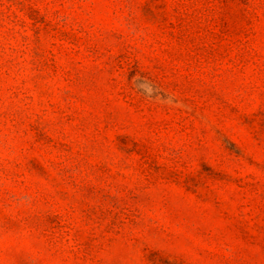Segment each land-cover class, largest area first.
<instances>
[{
  "label": "rangeland",
  "instance_id": "obj_1",
  "mask_svg": "<svg viewBox=\"0 0 264 264\" xmlns=\"http://www.w3.org/2000/svg\"><path fill=\"white\" fill-rule=\"evenodd\" d=\"M0 264H264V0H0Z\"/></svg>",
  "mask_w": 264,
  "mask_h": 264
}]
</instances>
